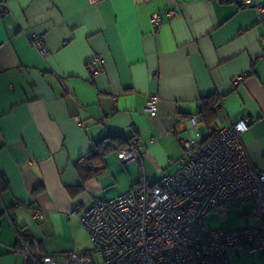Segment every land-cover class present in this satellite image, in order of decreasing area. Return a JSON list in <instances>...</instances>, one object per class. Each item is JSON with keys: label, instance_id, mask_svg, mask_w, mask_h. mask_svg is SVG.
Returning a JSON list of instances; mask_svg holds the SVG:
<instances>
[{"label": "crops", "instance_id": "0c3cea01", "mask_svg": "<svg viewBox=\"0 0 264 264\" xmlns=\"http://www.w3.org/2000/svg\"><path fill=\"white\" fill-rule=\"evenodd\" d=\"M4 2L0 264H32L21 255L18 236L31 252L88 253L82 211L173 174L185 156L179 140L194 134L188 118L199 119L202 100L212 95L220 98L215 119L211 126L200 122L199 136L249 117L242 141L251 164L264 171V23L253 6L242 0ZM152 14L161 18L157 27ZM32 34L42 35L44 54L30 44ZM94 55L102 61L93 76L86 64ZM151 95L158 97L155 117L145 110ZM114 133L117 142L137 138L140 162L117 159ZM33 211L42 217L33 219ZM242 216L239 229L251 223L248 212ZM229 259L264 264V254L253 260L230 252Z\"/></svg>", "mask_w": 264, "mask_h": 264}, {"label": "built area", "instance_id": "2783aa9c", "mask_svg": "<svg viewBox=\"0 0 264 264\" xmlns=\"http://www.w3.org/2000/svg\"><path fill=\"white\" fill-rule=\"evenodd\" d=\"M241 5L253 6L264 23V1L242 0ZM7 11L6 2L0 0V12ZM167 15L174 17L176 11L169 10ZM150 21L154 27L162 22L159 14H152ZM29 41L33 48L45 53L41 34L29 35ZM101 61L100 55L90 58L86 64L90 75L99 73ZM157 102V95L147 98L145 110L151 117L157 115ZM188 123L194 134L179 140L185 156L178 161L173 174L153 185L143 182L117 197L97 200L82 211L80 220L96 260L88 253L72 251L31 252L29 242L18 236L24 260L30 259L32 264H230V252L253 260L261 257L264 171L251 164L242 141L253 121L241 117L205 138L196 131L200 124L197 116H190ZM174 131L178 132L179 126ZM112 136L119 137L118 133ZM103 144L107 146L109 140ZM112 147L123 164L141 160L137 138L115 142ZM244 205L249 207L251 220L246 227L224 231L206 226L209 216ZM41 217L39 211L32 212L33 219Z\"/></svg>", "mask_w": 264, "mask_h": 264}, {"label": "rangeland", "instance_id": "374dc122", "mask_svg": "<svg viewBox=\"0 0 264 264\" xmlns=\"http://www.w3.org/2000/svg\"><path fill=\"white\" fill-rule=\"evenodd\" d=\"M247 212H248V207L241 206L237 210H231L230 213L227 215L226 219L224 220L218 219L216 217H211V218L208 217L206 224L210 228H214V229L216 228H220V229L238 228L239 229L245 223V219L243 218L242 215L246 214ZM88 255H90V257L93 260L97 259V255L94 253L92 245H91V248L89 249Z\"/></svg>", "mask_w": 264, "mask_h": 264}, {"label": "trees", "instance_id": "16d2710c", "mask_svg": "<svg viewBox=\"0 0 264 264\" xmlns=\"http://www.w3.org/2000/svg\"><path fill=\"white\" fill-rule=\"evenodd\" d=\"M219 102L220 98L216 95H212L208 98L203 99L198 113L199 122L211 126L215 119V111L219 105ZM109 139L115 142L120 141L116 136H109Z\"/></svg>", "mask_w": 264, "mask_h": 264}]
</instances>
